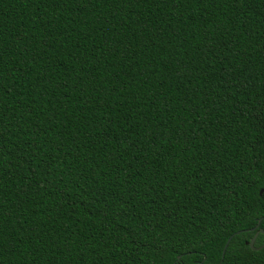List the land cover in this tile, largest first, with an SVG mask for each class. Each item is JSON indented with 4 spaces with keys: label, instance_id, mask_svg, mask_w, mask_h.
Instances as JSON below:
<instances>
[{
    "label": "trees",
    "instance_id": "obj_1",
    "mask_svg": "<svg viewBox=\"0 0 264 264\" xmlns=\"http://www.w3.org/2000/svg\"><path fill=\"white\" fill-rule=\"evenodd\" d=\"M260 230L264 0H0V264H264Z\"/></svg>",
    "mask_w": 264,
    "mask_h": 264
},
{
    "label": "water",
    "instance_id": "obj_2",
    "mask_svg": "<svg viewBox=\"0 0 264 264\" xmlns=\"http://www.w3.org/2000/svg\"><path fill=\"white\" fill-rule=\"evenodd\" d=\"M260 232H261V233H264L263 230H260ZM238 233H239V232H237V233H235V234H238ZM257 235H258V232L255 233V235L250 239L249 246H250V248H251L252 250H256V248H254L253 245H254V242H255V239H256ZM232 236H233V235H232ZM232 236H230V237L228 238L227 242L225 243L224 248H223V251H222V254H224L225 249H226V247H227L229 241L231 240ZM263 246H264V244H263Z\"/></svg>",
    "mask_w": 264,
    "mask_h": 264
}]
</instances>
